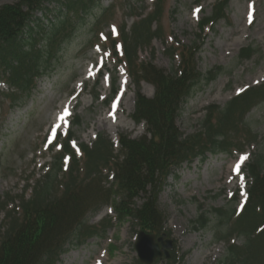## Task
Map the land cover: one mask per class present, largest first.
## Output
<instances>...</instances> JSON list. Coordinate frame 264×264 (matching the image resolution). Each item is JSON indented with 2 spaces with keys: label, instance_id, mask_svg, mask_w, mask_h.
I'll use <instances>...</instances> for the list:
<instances>
[{
  "label": "rangeland",
  "instance_id": "obj_1",
  "mask_svg": "<svg viewBox=\"0 0 264 264\" xmlns=\"http://www.w3.org/2000/svg\"><path fill=\"white\" fill-rule=\"evenodd\" d=\"M15 1L2 0L0 5ZM157 1L101 0L105 11L94 7L80 16L69 14L73 25L67 26L64 33L71 34L70 37L60 42L51 58L46 56L48 72L15 107L8 87L0 82V199L4 198L3 202L18 198L28 178L33 184L59 149V146L54 150L49 147L57 137L64 138L70 129L75 148L79 143L90 146L100 133L117 150L118 134L139 137L145 133L144 124H137L131 118L135 86L124 66L117 68L108 47L119 31L129 34L134 21L151 13ZM216 1L160 0L161 14L147 28L158 34L150 46L138 51L140 60H149L153 55V63L169 72L179 61L165 48L172 41L189 45L199 35L197 69L204 73L223 67L214 80L199 83L182 105L176 125L185 135L199 131L207 107L223 106L245 89L264 84V0H229L224 17L200 33L198 21L210 15ZM64 2L53 0L35 13L31 33L39 48L45 46V33L51 24L65 12ZM248 45L255 52L239 60L240 49ZM56 48L54 45L52 51ZM153 89L150 83L141 82L140 90L145 96L151 97ZM113 90L116 95L112 100ZM75 118L80 122L72 126ZM244 118L229 133L230 152L184 162L168 175L158 195V205L167 218L165 232L169 235L165 237L173 241L170 252L174 259L170 254L153 264H216L224 255L227 242L218 236L230 225L219 222L214 209L240 210L244 204L248 181L242 169L253 152L264 151V98L257 100ZM242 156H245L243 166L235 172L233 167ZM106 175L108 185L112 173ZM201 212L210 219L204 229L195 228L192 223ZM114 217L108 204L90 212L87 225L99 226L105 219H111L106 232L71 246L55 264H137L134 244L139 229L127 221L117 222ZM232 241L239 244L242 238L235 235Z\"/></svg>",
  "mask_w": 264,
  "mask_h": 264
},
{
  "label": "trees",
  "instance_id": "obj_2",
  "mask_svg": "<svg viewBox=\"0 0 264 264\" xmlns=\"http://www.w3.org/2000/svg\"><path fill=\"white\" fill-rule=\"evenodd\" d=\"M51 1L16 0L0 5V80L10 90L12 107L27 97L36 81L48 72L46 56L51 58V53L55 54L71 35L64 33L67 26L73 25L70 16L86 14L94 7L105 11L101 0H65V12L51 24L45 33V46L39 48L32 36L31 24L35 13ZM228 2H215L210 15L198 22L200 33L224 17ZM160 5L158 0L151 13L139 16L129 34L122 30L117 42L110 40L116 58L119 57L117 44H121L122 57L118 63H124L136 89L131 118L137 124H144L145 133L139 137L118 134L117 150L106 135L99 133L90 146L77 145L79 157L70 144L71 130L65 138L58 139L53 146L59 144L60 150L51 156L33 184L28 178L18 198L5 202L4 198L0 199V264H55L71 246L106 232L110 218L99 226L87 225L86 221L90 212L107 204L117 222L127 221L139 230L161 235L166 231L167 218L159 208L158 195L168 175L184 162L190 163L196 158L202 161L208 154L230 152L229 133L244 121L245 113L257 100L264 98V84L247 88L223 106L207 107L198 132L182 133L176 125L182 105L199 83L211 82L223 72V67L204 73L197 69L199 35L189 45L172 41L165 48L179 61L169 72L153 63V55L149 60H140L139 49L150 46L158 34L147 28L161 14ZM54 45L57 48L52 51ZM254 52L248 45L240 49L237 58L247 59ZM142 81L153 86L151 97L142 94ZM114 93L113 90L110 97ZM79 122L75 118L72 125ZM104 172L112 173V182L108 185ZM244 172L248 185L242 208L239 211L214 209L219 222L230 225L218 236L227 246L216 264H264V151L252 153ZM235 202L234 197L233 205ZM209 221L208 215L201 212L192 223L195 228L204 229ZM166 234L169 235L168 231ZM235 235L242 238L239 244L230 242Z\"/></svg>",
  "mask_w": 264,
  "mask_h": 264
},
{
  "label": "water",
  "instance_id": "obj_3",
  "mask_svg": "<svg viewBox=\"0 0 264 264\" xmlns=\"http://www.w3.org/2000/svg\"><path fill=\"white\" fill-rule=\"evenodd\" d=\"M164 237L165 233L156 238L152 234L140 231L134 244L139 262L152 264L156 258L161 257L163 254L168 258L167 249L171 248L172 241L169 239L164 240Z\"/></svg>",
  "mask_w": 264,
  "mask_h": 264
},
{
  "label": "bare ground",
  "instance_id": "obj_4",
  "mask_svg": "<svg viewBox=\"0 0 264 264\" xmlns=\"http://www.w3.org/2000/svg\"><path fill=\"white\" fill-rule=\"evenodd\" d=\"M244 161H245L244 156H242L239 159V161L237 162L236 167L235 166L233 167L235 172H238L240 170V168L243 165Z\"/></svg>",
  "mask_w": 264,
  "mask_h": 264
}]
</instances>
